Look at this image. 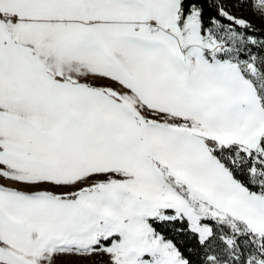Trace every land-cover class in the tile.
<instances>
[{
	"label": "snow or ice",
	"instance_id": "obj_1",
	"mask_svg": "<svg viewBox=\"0 0 264 264\" xmlns=\"http://www.w3.org/2000/svg\"><path fill=\"white\" fill-rule=\"evenodd\" d=\"M0 264H264V0H0Z\"/></svg>",
	"mask_w": 264,
	"mask_h": 264
}]
</instances>
